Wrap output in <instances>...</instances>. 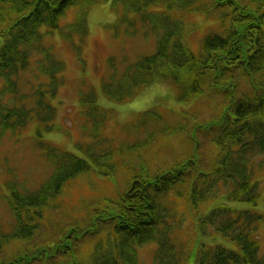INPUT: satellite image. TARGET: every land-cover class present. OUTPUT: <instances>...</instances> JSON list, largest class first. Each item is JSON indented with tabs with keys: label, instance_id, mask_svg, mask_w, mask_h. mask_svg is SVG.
I'll list each match as a JSON object with an SVG mask.
<instances>
[{
	"label": "trees",
	"instance_id": "1",
	"mask_svg": "<svg viewBox=\"0 0 264 264\" xmlns=\"http://www.w3.org/2000/svg\"><path fill=\"white\" fill-rule=\"evenodd\" d=\"M108 1L122 14L119 21L129 24L130 34L145 28L143 34L156 36V50L125 64L123 73L114 72L104 79L107 98L126 104L146 88L167 81L177 89L179 100H214L218 110L208 127L196 120L189 124L194 116L185 112L179 114L182 120L174 123L179 127L172 125L174 120L164 119L158 109L139 114L128 131L142 132L148 148L159 135L170 134L187 140L195 149L190 147L187 160L165 173H153L144 165L137 171L131 152L140 151L136 148L143 139L114 147L113 139L103 137L108 112L100 108L92 93L87 99L96 110L98 131L93 142L76 143L75 147L98 162V170L85 158L43 145L53 170L36 191H20L10 185L7 207L12 222L10 229L0 223V264H142L138 247L151 243L157 244L153 264H264L257 235L263 215L257 211L223 203L204 219L215 233L235 242L238 251L221 244L204 245L200 240L191 250L168 229L166 220L176 211L166 204L170 195L181 197L183 186L194 195L205 192L200 187L204 182L194 179L199 176L197 163L203 157L200 151L205 140L218 147V165H226L228 173L221 174L218 169V174L231 179L233 187L226 199L253 205L260 200L253 159L264 155V0H0V80L4 82L0 85V130H23L35 112L42 120L56 115L54 106L44 99L47 89H37L31 104L28 102L29 95L21 92L22 73L29 69L31 59L35 60L55 93L64 64L45 45L44 37L53 30L69 40L86 36L87 11ZM70 14L74 20L62 26L61 20L65 17L67 21ZM195 16H201L203 22L215 20L209 33L200 34L199 23L192 21ZM40 130L61 129L54 124ZM97 152L100 157L95 159ZM108 169L115 173L132 170L131 181L140 183L135 188L129 186L130 190L118 196L119 201L105 199L103 206L96 207L89 204L84 223L73 217L65 226L48 219L55 214V204L68 183L97 171L107 177ZM202 233L207 234L208 228ZM42 235L45 238L41 240ZM87 243L91 248L86 257L82 251ZM14 244L15 250L11 249Z\"/></svg>",
	"mask_w": 264,
	"mask_h": 264
},
{
	"label": "rangeland",
	"instance_id": "2",
	"mask_svg": "<svg viewBox=\"0 0 264 264\" xmlns=\"http://www.w3.org/2000/svg\"><path fill=\"white\" fill-rule=\"evenodd\" d=\"M86 14L88 16V33L84 39L81 38L84 36L82 35L81 39L73 36V39L69 40L63 37L59 30H53L52 33L44 37L45 45L51 47L55 58L64 63V70L58 77L60 81L55 93L51 92L47 86L48 81L45 75L40 73L38 64L33 59H31L28 72L24 71L20 79L21 91L29 95L28 102L30 104L33 92L39 88L47 89L44 99L57 109L58 115L42 120L35 112L30 125L22 131L6 133L0 131V220L3 221L2 224L5 228V222L8 220L7 202L12 194L10 185L14 184L20 191H24V188L36 191L48 177L47 168L52 169L45 167V148L42 145L48 144L63 152L77 154L79 157L92 162L98 170V162L89 156L86 157L84 152L77 147L74 148L76 143L93 142L98 131L96 110L92 109L94 105L87 99L92 93L95 94L96 103L99 104L100 108L108 112L107 120L109 121L105 132H103V137L113 139L114 147L117 149L124 142L134 144L139 139H143L144 134L142 132L135 134L133 130L131 133L128 130L137 116L147 110L158 109L157 112L162 113L163 118L165 116L166 120H174L171 123L176 127L179 126L174 123L182 120V116L179 114L183 112L186 113V116H194L191 117L193 119L189 121V124H193L196 120L208 127L209 119L215 117L214 111L218 110L214 100L209 102L205 99L189 100L188 102L179 100L175 87L161 81L146 88L137 95L135 100L126 102V104H119L107 98L102 88L104 79L111 78L114 72L123 73L125 64L133 63L138 57L153 54L156 50V36L150 32H148L149 35L143 34L145 28L141 30V33L135 32L136 36H130L129 24L119 21L122 19V14H116L110 1L96 4ZM71 16L72 19L69 21L73 20V15ZM200 17L195 16L192 21L199 23V30L203 31L200 34L205 35L210 32L211 26L215 25V20L208 18L203 22ZM61 22L64 24L65 19H62ZM207 22L210 24L205 28ZM2 43L3 38L0 36V46ZM3 83V79H1L0 85ZM221 111L223 112L224 109L222 108ZM54 124H57L61 130H54L53 132L40 130L45 125L52 126ZM158 128L154 129L157 130ZM158 137L153 147L148 148L147 138H144L141 145L136 148L140 151L131 152V161L135 160L137 171L140 165H144L153 173H165L171 169V166L187 160L191 148L195 149L194 146L187 144V140H179L170 134L159 135ZM204 142L200 151L203 157L197 163L199 179H197L198 177L194 179L197 183L199 181L204 182L203 185L200 184V187L205 192L194 195L191 194L188 186H183L185 192L181 197L175 198L173 194L170 195V202H166V204L172 211L173 209L176 211L166 219L168 229L172 232L175 231L176 236L183 243H186V246L190 247L191 250L200 240L204 245L221 244L226 248L238 251L239 248L235 242L218 233L214 236L203 235V228H212L211 223L207 220L204 221V219L211 210L215 209V206L223 203L244 211L254 210L263 215V221L258 224L257 235L261 247L260 254L264 257V155L255 156L253 159L254 180L260 184L262 194L260 200L256 205L249 202L234 203L225 198L233 185L230 178L221 175L228 173V171L226 165H218V147L207 142V140ZM99 157L100 153L97 152L95 159ZM218 169L221 172L220 175ZM108 171L109 176L107 177L98 174V171L93 176L84 174L82 177H77L74 184H69L65 188L67 190L63 192L64 196L62 193L58 197L60 199H57L58 202L55 204L57 210L55 214H51L52 218L48 219H51L52 223L60 222L65 226L71 223L73 217V220L78 219L77 221L84 223L88 219L87 208L89 204L96 207L103 206L105 199L119 201L118 196L121 193L130 190V188H135V185L140 183L131 181L134 174L132 170L123 172L119 169L118 173L109 169ZM235 214L232 213V216ZM44 238L42 235L40 239ZM87 245L82 251L86 257L91 248L90 243ZM14 248L15 244L11 249L15 250ZM156 248V243L138 247L140 262L153 264Z\"/></svg>",
	"mask_w": 264,
	"mask_h": 264
},
{
	"label": "bare ground",
	"instance_id": "3",
	"mask_svg": "<svg viewBox=\"0 0 264 264\" xmlns=\"http://www.w3.org/2000/svg\"><path fill=\"white\" fill-rule=\"evenodd\" d=\"M163 83L167 84V83H169V82L166 81V82H163ZM169 84H171V83H169ZM155 85H156V84H155ZM172 85H173V84H172ZM173 86H174V85H173ZM174 87H175V86H174ZM175 89H176V88H175ZM176 92H177V89H176Z\"/></svg>",
	"mask_w": 264,
	"mask_h": 264
}]
</instances>
